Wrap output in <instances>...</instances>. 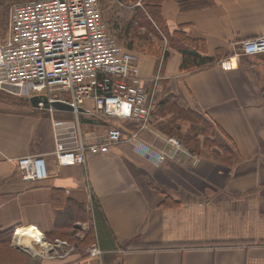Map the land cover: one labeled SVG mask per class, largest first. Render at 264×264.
I'll list each match as a JSON object with an SVG mask.
<instances>
[{
  "label": "crops",
  "instance_id": "crops-1",
  "mask_svg": "<svg viewBox=\"0 0 264 264\" xmlns=\"http://www.w3.org/2000/svg\"><path fill=\"white\" fill-rule=\"evenodd\" d=\"M213 1L211 7L186 12L179 11L175 0L161 5L170 30L183 27L189 37L203 40L206 55L217 60L192 73L179 71L181 58L173 51L162 60L163 46L159 49L150 41L135 46L132 26L117 37L116 24H108L116 41L138 54L144 87L156 85V95L165 87L172 89L212 124L210 130L228 150L211 142L203 146L201 135V152L181 143L177 148L167 141L174 137L159 128L168 123V116L151 113L148 129L138 137L164 152L160 166L129 143L74 164L69 156L51 154L49 114L46 119L43 110L27 108L21 114H0V229L47 239L55 229L59 205L79 204L84 219L68 222L63 233L81 240L93 225L92 199L101 212L104 231L93 227V242L103 252L98 259L75 251L31 264H264V54L241 56L230 70L219 65L242 40L264 35V0ZM53 116L65 117L56 112ZM80 121L88 135H101L108 125ZM118 124L123 133L137 128ZM33 154L45 155L48 177L22 181L16 159ZM192 157L195 164L190 163ZM72 229L77 232L73 236ZM54 239L65 240H47ZM24 255L31 260L21 251L16 257L23 261Z\"/></svg>",
  "mask_w": 264,
  "mask_h": 264
},
{
  "label": "built area",
  "instance_id": "built-area-1",
  "mask_svg": "<svg viewBox=\"0 0 264 264\" xmlns=\"http://www.w3.org/2000/svg\"><path fill=\"white\" fill-rule=\"evenodd\" d=\"M263 54L261 35L242 40L236 52L219 65L230 70L237 67L241 56ZM155 88L144 87L138 54L124 49L108 32L100 0H35L11 6L7 32L0 36V91L23 99L44 96L49 102L61 101L72 107L70 118H56V110L46 109L54 156H69L74 164H84L88 155L107 154L113 146L129 143L137 153L160 166L164 152L138 137L148 129ZM85 103L88 105L84 108ZM37 105L45 109L42 101ZM79 107L83 112L77 111ZM81 114L139 124L134 132L123 133L122 127L109 125L101 135H88L82 131ZM167 141L181 147L174 138ZM196 161L190 159L191 164ZM16 164L22 181L48 177L44 154L19 157ZM37 236L40 238L35 248H40V253L14 245L15 235L12 245L41 259L65 258L75 251L96 259L103 254L97 242L77 248L65 240L48 241L42 234Z\"/></svg>",
  "mask_w": 264,
  "mask_h": 264
},
{
  "label": "trees",
  "instance_id": "trees-1",
  "mask_svg": "<svg viewBox=\"0 0 264 264\" xmlns=\"http://www.w3.org/2000/svg\"><path fill=\"white\" fill-rule=\"evenodd\" d=\"M28 1L35 0H2V3L5 2V7L10 3L12 5L24 3ZM118 5L127 6L129 8L130 16L127 23V28L133 27V24L143 25L145 28L153 29L154 37L159 41V49L163 46L164 50L162 51V60L165 59L169 51H173L180 55V64L179 71L181 73H192L205 69L209 66H212L217 62L216 59L211 58L205 53V44L203 40L197 38L189 37L186 32H184L183 27L170 30L164 23L161 16V5L164 0H112ZM178 4V9L180 12L193 11L197 9H202L206 7H211L214 5L213 0H175ZM139 2V5H137ZM1 3V4H2ZM0 4V5H1ZM105 14V13H104ZM8 17V14H7ZM104 17V15H103ZM107 30L111 34L112 26L108 24L106 18ZM114 32L117 37L126 33L124 28V33L122 28H119L118 25H114ZM147 46V45H146ZM151 46V45H150ZM150 46L147 48L148 51L151 50ZM158 49H156L157 51ZM160 52L157 51L155 54L158 55ZM154 107L152 111V116H168L167 124L160 125L159 128L166 135L174 137L184 145L189 151L192 152H201V148H198L200 143L199 135L202 136L203 146L209 142L217 145L218 148L228 150V147L217 141V136L214 134V131H211L210 128L212 124L203 117L199 112L192 110L188 107L185 101L174 94L172 89L169 87L163 88L161 93L157 95L154 94ZM28 103V101H27ZM62 116V115H61ZM65 117H69L68 113L65 114ZM83 122L88 123L94 122L81 117ZM101 120L106 119L111 124H118V120L111 117L99 118ZM98 121V120H97ZM125 126L129 124L132 125V128H136L139 124L138 121L132 123L123 122ZM130 126V125H129ZM186 127V128H185ZM212 138V140H210ZM200 150V151H199ZM72 202L71 200H68ZM73 203V202H72ZM92 227L85 232L81 240L77 238L69 239L66 233H63V226L70 221H82L84 219L82 213V207L79 204L59 205L56 209V223L54 231L47 236V238H55L58 236L61 239L68 240V243L74 245L77 248H84L90 245L94 240V234L96 229L98 231L103 230L102 221L100 220V208L96 201L92 199ZM60 204V203H59ZM71 208H74L76 212H73ZM95 228V232L93 230ZM71 232V236L76 234L75 229ZM104 231V230H103ZM16 230L15 228H6L0 229V261L2 257H5L6 264H16L17 250L12 248L11 241L14 237Z\"/></svg>",
  "mask_w": 264,
  "mask_h": 264
},
{
  "label": "rangeland",
  "instance_id": "rangeland-1",
  "mask_svg": "<svg viewBox=\"0 0 264 264\" xmlns=\"http://www.w3.org/2000/svg\"><path fill=\"white\" fill-rule=\"evenodd\" d=\"M1 3H2V0H0V4ZM137 5H139V2H137ZM11 6L12 4L10 3L7 7H5V2L0 5V36L5 35L7 32L8 17H9V11H10ZM100 8L102 11V17L104 15V18H106L110 24L115 23L116 25L119 26V28H122V32L124 31V28H127L126 21L128 20L130 16L129 8L127 6L118 5L112 0H100ZM7 14H8V17H7ZM144 25L145 24L143 25L133 24L134 31L131 32L130 34H131V38H135L137 40V43H135V46L143 47V44H149L150 42L154 45H159L160 44L159 41L154 37V34H152V32H154L153 29L145 28L146 25L145 26ZM139 28H141L140 31L138 30ZM129 29L130 27L126 29L127 30L126 32H128ZM87 105L88 103H85L84 105H82V107L85 108L87 107ZM89 106H91V104ZM25 108L36 109V110L39 109L33 106L30 103V101H28L27 103V100L23 98H19L11 94H8L6 92L0 91V114H2L3 112H9V113L13 112V114H21L20 112L22 111V109L24 110ZM40 110L41 109H39V111ZM56 113L62 116H65L66 114V113H61V112L60 113L56 112ZM43 114H44V117L47 119L48 112L46 110H43ZM68 115L69 117L72 116L70 113H68ZM82 116L83 118H86L91 121V119L85 115H79V118H81ZM86 127L87 125L83 124V128H86ZM80 226H81L80 224H77V223L75 224V227H80ZM47 239H50V238H47ZM21 247L26 248L29 252L31 251V247H27V246H21ZM17 251L20 252V250H17ZM24 257L25 258H23V261L19 258L17 259L16 257L17 259L15 261L16 264H31L32 262L37 263L41 261L40 260L41 258L39 257L30 258L31 259L30 261L27 259L28 258L27 256L24 255ZM0 264H6L4 256L2 257Z\"/></svg>",
  "mask_w": 264,
  "mask_h": 264
},
{
  "label": "water",
  "instance_id": "water-1",
  "mask_svg": "<svg viewBox=\"0 0 264 264\" xmlns=\"http://www.w3.org/2000/svg\"><path fill=\"white\" fill-rule=\"evenodd\" d=\"M28 101H30V103L35 107L38 106L37 104L39 101H42L45 109L52 107L54 110H59V111H72L73 110L70 105L64 102H61V101L49 102L47 98L44 96H32L31 98L28 99ZM77 111L79 112L82 111V108H78Z\"/></svg>",
  "mask_w": 264,
  "mask_h": 264
},
{
  "label": "bare ground",
  "instance_id": "bare-ground-1",
  "mask_svg": "<svg viewBox=\"0 0 264 264\" xmlns=\"http://www.w3.org/2000/svg\"><path fill=\"white\" fill-rule=\"evenodd\" d=\"M15 237L16 238L13 241L14 244L31 247V251L30 252H32L33 254L36 253V252L40 253V248H38V249L35 248V243H36L37 239L34 238L32 236V234L22 231V232H17L15 234Z\"/></svg>",
  "mask_w": 264,
  "mask_h": 264
}]
</instances>
